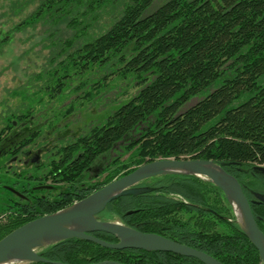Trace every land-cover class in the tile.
Listing matches in <instances>:
<instances>
[{
    "label": "trees",
    "instance_id": "1",
    "mask_svg": "<svg viewBox=\"0 0 264 264\" xmlns=\"http://www.w3.org/2000/svg\"><path fill=\"white\" fill-rule=\"evenodd\" d=\"M42 21L66 26L70 34L59 39L57 31L63 29L53 33L58 36L52 39L54 45L61 47L53 58L63 57L57 66L43 72L49 79L40 90H53L64 97L70 91H80L70 97L57 122L65 123L70 117L66 124L70 128L71 117L83 113L87 99L101 97L100 92L109 88L111 76L132 82L137 88L116 106L84 114L76 120L80 124L71 125L78 137L65 152L69 159L77 152L81 156L65 167L62 181L74 189L80 173L99 155L144 126L139 137L126 147L135 148L130 163L114 169L77 198L70 192L60 194L64 199L57 204L41 199L34 217L14 219L0 227V239L159 158L223 163L244 189L245 184L258 188V179L264 181V173L254 169L264 165V0H41L17 28L23 30ZM194 98L198 101L187 107ZM9 127H13L12 120ZM117 161L113 159L106 170ZM139 185L155 189L116 198L100 218L161 234L225 264L259 262L258 250L236 222L223 191L212 182L170 174ZM251 207L264 232V212L259 205ZM92 234L118 241L106 232ZM39 252L66 264L103 260L204 264L173 252L110 249L78 238L43 247Z\"/></svg>",
    "mask_w": 264,
    "mask_h": 264
},
{
    "label": "water",
    "instance_id": "2",
    "mask_svg": "<svg viewBox=\"0 0 264 264\" xmlns=\"http://www.w3.org/2000/svg\"><path fill=\"white\" fill-rule=\"evenodd\" d=\"M254 169L264 173V165H256ZM170 174L197 176L219 187L233 208L236 222L258 250L259 264H264V232L252 211L251 202L243 185L224 168L223 163L201 158H159L143 163L84 198L26 222L0 239V264L14 262L66 264L44 257L39 249L71 238L83 239L110 249L173 252L196 258L204 264H225L209 253L161 234L143 232L121 221L100 218V214L116 198L140 195L155 189L139 185L143 181ZM259 198L264 202V197L259 196ZM207 209L215 212L210 208ZM224 218L229 219V217ZM93 232L112 234L118 238V241H107L93 235ZM89 264L124 263L103 260Z\"/></svg>",
    "mask_w": 264,
    "mask_h": 264
},
{
    "label": "rangeland",
    "instance_id": "3",
    "mask_svg": "<svg viewBox=\"0 0 264 264\" xmlns=\"http://www.w3.org/2000/svg\"><path fill=\"white\" fill-rule=\"evenodd\" d=\"M40 1L0 0V132L11 120L20 123L24 120L32 121L34 119V121L40 120L44 124L49 121L54 125L57 119L63 115L64 109L62 108L70 102V97H74L80 92L70 91V94L64 97L63 94L57 95V92L53 90L46 92L40 90L49 79V76L43 72L57 66L63 57L53 58L56 54L55 51L58 52L61 49L54 45L55 42L52 39H56L58 36H52L53 33L57 29H63V31H57L60 34L59 39L67 38L70 34L66 26H54L44 21L23 30L17 28V25L37 8ZM107 81L109 88L100 92L99 96L101 97H97L95 100L87 99L84 103L86 107L82 110L83 113L77 112V115L72 117L71 125L80 124L76 120L81 119L84 114H96L108 107L116 106L137 90L132 82L128 84L130 82L124 81L120 77L111 76ZM76 101L79 102L80 99ZM197 101V98L192 99L187 107L194 105ZM26 114L28 116H25ZM20 115H23L22 118H17ZM18 123L14 130L21 129ZM60 126L64 127L63 124ZM143 126L144 124L139 127V130H134L122 141L117 142L108 155L104 156L103 166L111 163L115 158L118 161L112 168L104 172L97 179L98 181L103 180L108 173L119 166L132 161L135 148L129 150L126 147L133 139L139 137ZM49 127L51 126L44 127V130ZM5 160L7 157L0 160L1 169L6 167ZM130 167H133V164H130ZM130 167L124 168L123 171ZM1 214L0 219L2 218ZM11 264L25 263L14 262Z\"/></svg>",
    "mask_w": 264,
    "mask_h": 264
},
{
    "label": "flooded vegetation",
    "instance_id": "4",
    "mask_svg": "<svg viewBox=\"0 0 264 264\" xmlns=\"http://www.w3.org/2000/svg\"><path fill=\"white\" fill-rule=\"evenodd\" d=\"M67 121L65 123L56 122L54 126L49 121L44 124L40 120H24L17 122L20 130H14L17 123L12 121L13 127H9L7 123L2 128L0 160L6 157L7 160L4 162L6 167L0 168V214L2 213L0 227L8 226L14 219L34 217L37 213V204L41 199L57 204L64 199L60 194L70 192L75 195L74 198H77L100 182L97 179L107 171L110 163L105 166L102 163L104 156L109 152L99 155L89 167L80 173L74 183L76 185L74 189L71 187L72 184L62 181L64 169L71 166L72 162L81 156V153L77 152L73 158L69 159L65 152L70 149L75 137H78V132L72 131L71 127H66ZM46 126L51 127L44 130ZM36 132L39 133L36 134ZM257 183L258 188L245 184L244 190L251 205H259L264 212L262 209L264 202L259 198V196L264 197V181L260 178ZM259 263L260 258L257 264Z\"/></svg>",
    "mask_w": 264,
    "mask_h": 264
},
{
    "label": "bare ground",
    "instance_id": "5",
    "mask_svg": "<svg viewBox=\"0 0 264 264\" xmlns=\"http://www.w3.org/2000/svg\"><path fill=\"white\" fill-rule=\"evenodd\" d=\"M11 264V263H10Z\"/></svg>",
    "mask_w": 264,
    "mask_h": 264
}]
</instances>
